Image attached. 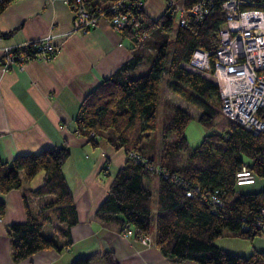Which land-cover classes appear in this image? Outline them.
I'll return each instance as SVG.
<instances>
[{
    "label": "trees",
    "instance_id": "1",
    "mask_svg": "<svg viewBox=\"0 0 264 264\" xmlns=\"http://www.w3.org/2000/svg\"><path fill=\"white\" fill-rule=\"evenodd\" d=\"M13 1H0V13ZM195 1L181 2L188 7ZM138 2L128 0L123 10L131 13L132 18L119 29L129 42L132 57L102 78L74 116L75 130L93 146L105 140L115 148H124L127 154L95 216L104 223L132 225L139 234L148 233L155 219L157 246L178 261L264 264V250L237 254L214 243L225 230L249 239L263 231L258 228L250 233L243 228L255 227L259 216L264 221V190L245 187L254 184L257 177H264V133L255 134L229 118L222 111L214 79L185 66L197 47L212 50L217 45L219 28L225 19L222 0H214L212 12L204 21L197 23L190 18L185 26L177 22L175 29L176 18L169 9L154 18ZM95 5L105 6L96 2ZM171 33L175 34L172 46ZM149 49L155 53L149 71L138 76L130 73ZM165 87L200 110L198 119L209 132L195 148L189 150L185 135L192 115L162 97ZM161 110V137L157 142L154 130ZM172 133L176 134L175 141L170 140ZM129 151L142 154L148 164L130 156ZM69 155V147L63 145L18 154L9 161L0 156L2 192L20 187L24 179L44 170L42 185L31 192L57 196V208L7 226L13 261L24 260L42 249L60 248L54 238L43 233L46 224H66L56 229L70 242V226L77 221V211L62 169ZM243 167L251 174L252 182H239ZM163 172L169 176L165 177ZM154 176L159 178L155 211L153 193L145 186V180ZM174 176L183 180L177 182ZM5 210L6 204L0 200V216ZM98 257L105 264H120L112 250L78 256L68 264H93Z\"/></svg>",
    "mask_w": 264,
    "mask_h": 264
},
{
    "label": "crops",
    "instance_id": "2",
    "mask_svg": "<svg viewBox=\"0 0 264 264\" xmlns=\"http://www.w3.org/2000/svg\"><path fill=\"white\" fill-rule=\"evenodd\" d=\"M94 1L100 5L109 2ZM143 8L156 18L165 9L164 0H143ZM72 17L68 0H14L0 13V52L5 46L22 45L51 33L57 34L55 41L61 43L51 59H30L23 69H4L0 64V156L9 161L18 154L67 145L70 155L62 169L77 211V221L70 226V242L56 229L66 224H46L43 233L54 238L60 248L42 249L15 262L7 226L57 208V196L31 192L42 185L44 170L24 179L20 187L8 192L0 189V200L6 204L5 213L0 216V264H68L78 256L95 253L100 246L112 250L120 264H199L193 260L178 261L163 253L156 244L155 219L148 232L150 240L144 242L142 233H136L134 226H130L134 235L128 236L124 227L104 223L95 216L127 154L124 148H115L105 140L93 146L75 130L74 116L85 96L103 77L129 60L132 51L128 40L107 18H101L87 33L62 35L70 30ZM13 29L11 35H3ZM204 76L211 78L208 74ZM167 90L170 95L166 98L193 116L187 101ZM195 113L198 116L200 111ZM156 137L158 142L160 133ZM107 163L109 167L104 169ZM158 179L154 176L145 180V186L153 193L154 211ZM49 203L53 206H48ZM258 247L255 243L254 249ZM93 264L105 263L98 257Z\"/></svg>",
    "mask_w": 264,
    "mask_h": 264
},
{
    "label": "built area",
    "instance_id": "3",
    "mask_svg": "<svg viewBox=\"0 0 264 264\" xmlns=\"http://www.w3.org/2000/svg\"><path fill=\"white\" fill-rule=\"evenodd\" d=\"M181 1L167 0L166 3L181 26L187 25L190 18L197 23L204 21L214 5V0H196L185 7ZM68 3L73 12L71 28L62 35L87 33L101 18H107L111 25L119 30L132 18L131 13L123 10L124 6L128 5V0H113L97 8L93 0H68ZM138 4L143 5V1L139 0ZM263 7L264 0H222L225 19L219 28L217 45L212 50L197 47L190 60L185 63V66L192 70L212 73L219 87L222 111L255 134L264 133ZM56 35L51 33L22 45L3 47L0 52L1 67L23 69L25 62L30 59H51L61 48V43L55 41ZM129 155L141 163L148 164L149 160L142 154L129 151ZM108 167L107 163L104 169ZM163 175L169 176L166 172H163ZM239 177L240 183L253 180L245 167ZM173 178L177 182L183 180L180 176ZM212 197L219 201L216 196ZM261 212L264 215V208ZM257 218L255 227L245 226L243 230L250 233H254L258 228L264 230L262 216ZM123 229L126 235H134L130 226L126 225ZM141 239L146 242L150 240V236L148 233H142Z\"/></svg>",
    "mask_w": 264,
    "mask_h": 264
},
{
    "label": "rangeland",
    "instance_id": "4",
    "mask_svg": "<svg viewBox=\"0 0 264 264\" xmlns=\"http://www.w3.org/2000/svg\"><path fill=\"white\" fill-rule=\"evenodd\" d=\"M166 3H167V0H164L165 9H168ZM176 25H177V18L174 19V29L176 28ZM174 35H175L174 33L170 34V46H172ZM153 55H154V52L151 49H149L146 53V56L143 62L140 64V66L136 70H133L132 74H134L135 76H138L140 74L148 72L151 66ZM198 72H201L204 75L208 74L209 77L214 79V77L212 76V73L209 71H198ZM169 95H170V92H168L167 88L165 87V89L163 90L162 97L166 98V96H169ZM187 105L192 111H194L192 118L189 120L185 128V135L187 137L189 150H190L192 148H195L201 143L205 135L209 132V129L199 121L198 116L195 113L197 111L199 112L200 110L197 107L189 104L188 102H187ZM161 107L162 106H160V108ZM162 116H163V113L161 110L159 113L158 121H157V127L154 130V133L156 134L160 133L161 131ZM176 138L177 137L175 133H172L170 135L171 141H175ZM245 187L250 188L251 190H256V191L264 190V177H257L256 183L251 184V185H246ZM230 233L231 232L229 230H225L223 235L215 238L214 243L217 245L221 244L223 248L227 249L230 252L237 253V254H245V255L251 254L256 249V248L254 249L255 243H257L260 246L258 247L259 250H264V230L262 231L261 234L257 235L253 239H249V238H245V237H241L237 235H231Z\"/></svg>",
    "mask_w": 264,
    "mask_h": 264
},
{
    "label": "water",
    "instance_id": "5",
    "mask_svg": "<svg viewBox=\"0 0 264 264\" xmlns=\"http://www.w3.org/2000/svg\"><path fill=\"white\" fill-rule=\"evenodd\" d=\"M105 251H106L105 248L103 246H100L99 249H97L95 253L100 252L101 254H104Z\"/></svg>",
    "mask_w": 264,
    "mask_h": 264
}]
</instances>
